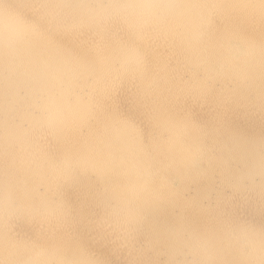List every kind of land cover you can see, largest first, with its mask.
Returning <instances> with one entry per match:
<instances>
[{
  "label": "clouds",
  "instance_id": "obj_1",
  "mask_svg": "<svg viewBox=\"0 0 264 264\" xmlns=\"http://www.w3.org/2000/svg\"><path fill=\"white\" fill-rule=\"evenodd\" d=\"M264 0H0V264H264Z\"/></svg>",
  "mask_w": 264,
  "mask_h": 264
},
{
  "label": "bare ground",
  "instance_id": "obj_2",
  "mask_svg": "<svg viewBox=\"0 0 264 264\" xmlns=\"http://www.w3.org/2000/svg\"><path fill=\"white\" fill-rule=\"evenodd\" d=\"M233 119L234 123L245 129L264 126V116H252L246 119L234 117Z\"/></svg>",
  "mask_w": 264,
  "mask_h": 264
}]
</instances>
